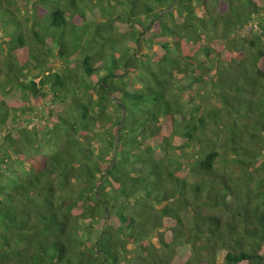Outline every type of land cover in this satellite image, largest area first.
Instances as JSON below:
<instances>
[{"label": "trees", "instance_id": "1", "mask_svg": "<svg viewBox=\"0 0 264 264\" xmlns=\"http://www.w3.org/2000/svg\"><path fill=\"white\" fill-rule=\"evenodd\" d=\"M263 248V0H0V264Z\"/></svg>", "mask_w": 264, "mask_h": 264}, {"label": "rangeland", "instance_id": "2", "mask_svg": "<svg viewBox=\"0 0 264 264\" xmlns=\"http://www.w3.org/2000/svg\"><path fill=\"white\" fill-rule=\"evenodd\" d=\"M262 1V0H261ZM264 1V0H263ZM259 4H261V2H259ZM182 98L183 99H189V96L185 93L183 96H182ZM262 253L264 254V248H263V250H262ZM222 258H223V255H222V253L218 256V260H222Z\"/></svg>", "mask_w": 264, "mask_h": 264}, {"label": "water", "instance_id": "3", "mask_svg": "<svg viewBox=\"0 0 264 264\" xmlns=\"http://www.w3.org/2000/svg\"><path fill=\"white\" fill-rule=\"evenodd\" d=\"M115 157H116V154H115ZM107 214H106V222H105V226H104V228H106V226H107V224H108V220H107Z\"/></svg>", "mask_w": 264, "mask_h": 264}]
</instances>
